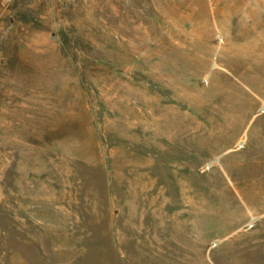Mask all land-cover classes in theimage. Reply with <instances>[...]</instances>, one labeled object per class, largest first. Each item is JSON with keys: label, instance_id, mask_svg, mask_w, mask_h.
Returning <instances> with one entry per match:
<instances>
[{"label": "rangeland", "instance_id": "rangeland-1", "mask_svg": "<svg viewBox=\"0 0 264 264\" xmlns=\"http://www.w3.org/2000/svg\"><path fill=\"white\" fill-rule=\"evenodd\" d=\"M226 1L0 0V264H264V65L222 54L253 31Z\"/></svg>", "mask_w": 264, "mask_h": 264}, {"label": "bare ground", "instance_id": "bare-ground-1", "mask_svg": "<svg viewBox=\"0 0 264 264\" xmlns=\"http://www.w3.org/2000/svg\"><path fill=\"white\" fill-rule=\"evenodd\" d=\"M226 5L232 9L234 14L240 17H245L253 24V31H250L241 36H232L230 30H226L227 35L222 47V54L226 55L231 53L233 56H246L249 57L251 71L256 73H263L259 64L264 65V23L260 22L255 15V8L260 6L264 9V0H227ZM242 18V22H245ZM230 34V35H229ZM255 40V43L250 41V38ZM241 43L239 47L237 44ZM259 93H264L258 90Z\"/></svg>", "mask_w": 264, "mask_h": 264}]
</instances>
